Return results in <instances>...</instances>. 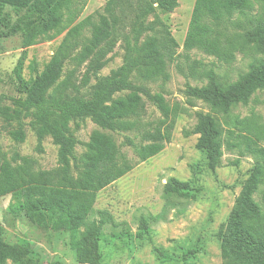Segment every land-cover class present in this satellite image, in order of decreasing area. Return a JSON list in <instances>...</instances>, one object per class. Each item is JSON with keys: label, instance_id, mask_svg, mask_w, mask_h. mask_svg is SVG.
<instances>
[{"label": "rangeland", "instance_id": "1", "mask_svg": "<svg viewBox=\"0 0 264 264\" xmlns=\"http://www.w3.org/2000/svg\"><path fill=\"white\" fill-rule=\"evenodd\" d=\"M106 2L88 0L80 13L64 5L59 10L62 16L60 25L44 33L38 31L44 21L35 5L31 9L15 10L0 4V104L13 108L10 97L24 96L18 90L19 73L30 79L34 75L32 65L41 72L55 56L65 58L62 79L74 70V80L80 82L85 67L78 64L77 57L88 43ZM195 2L179 0V6L173 12L159 10L157 15L150 16L149 22L160 20L170 28L180 45L178 52L181 57L163 67L144 68L133 75L136 84L146 86L152 93L162 94L171 107L178 108L175 119L172 116L167 119L155 104L145 98L147 111L142 117L131 119L137 123L133 130L111 132L90 119L70 124L79 141L75 150L78 156L85 152V143L91 135L99 131L114 141L124 158L134 163L132 170L97 193L93 205L96 210L109 211L118 223L105 226L106 240L100 241L102 264H178L157 257L148 239L137 235L140 217L157 216L164 208V218L151 222L152 237L158 246L177 255L182 253V246L192 247L195 256L191 264H231L221 254L216 233L228 221L242 191L243 181L250 177L251 170L258 164L262 166L263 173L253 198L264 214V90H257L247 105L234 106L229 113L213 110L204 101L185 94L188 84L206 85L210 72H214L220 85L225 87L245 74L251 64L264 61V51L257 44L245 41V33L253 21H264V0L254 1L253 9L243 15L235 14L231 22L220 27L219 38L226 54L218 57L194 49L187 59L182 54L185 53L184 41ZM124 53L119 42L109 54L100 75L108 76L120 67ZM229 54H232L230 59ZM94 83L93 78L90 86ZM87 89L90 90L89 87ZM198 112L211 113L222 131L223 155L221 165L214 173L207 168L205 156L196 147L199 135L193 129L198 121ZM29 120H24V142L15 141L4 128H0V156L5 154L13 159L19 155L29 162V173L24 175V189L56 185L61 175L58 146L48 137L43 142V150L39 151ZM171 123L172 141L146 161L139 162L133 148L124 143L125 136L139 142L144 131ZM18 162L24 163L22 159ZM73 175L79 176L77 172ZM172 177L191 181L200 187L196 199L166 195L163 185ZM23 199L15 193L0 197L2 239L18 248L16 254L20 257L18 262L9 259L6 264H85L79 261V248L73 245L69 229L34 224L23 214L10 210L12 204ZM123 230H127L129 235L121 238L111 236Z\"/></svg>", "mask_w": 264, "mask_h": 264}, {"label": "trees", "instance_id": "2", "mask_svg": "<svg viewBox=\"0 0 264 264\" xmlns=\"http://www.w3.org/2000/svg\"><path fill=\"white\" fill-rule=\"evenodd\" d=\"M254 1L257 0H196L182 57L188 59L194 49L218 57L226 54L219 38L220 27L231 22L235 14L243 15L253 9ZM87 2L0 0L1 5L15 10L31 9L35 5L44 21L39 33L60 25L62 16L59 10L64 5L80 13ZM178 6L179 0H107L88 43L77 57L78 64L85 67L80 82L74 80V70L62 79L65 58L55 56L41 72L32 65L34 75L30 79L19 73L18 90L24 96L10 97L13 108L0 104V128H4L15 141L24 142V120L30 119L28 124L37 138L39 151L43 150V142L48 137L58 146L61 170L56 185H37L27 190L22 186L24 175L30 170L29 162L19 155L9 159L3 154L0 156V197L11 193L22 196L23 200L9 208L34 224L69 229L73 245L79 248L81 263L102 264L100 241L106 240L105 226L118 223L109 211L96 210L93 205L97 193L132 170L134 163L124 158L114 141L99 131L91 135L85 143V152L78 156L75 150L79 141L70 124L90 119L111 132L133 130L137 123L131 119L140 118L147 111L145 98L167 119L176 118L178 108L171 107L162 94L152 93L146 86L136 84L133 75L144 68L163 67L181 57L180 45L170 28L160 20L149 22L150 16L157 15V11L173 12ZM245 41L257 44L264 51V21H253L245 33ZM119 42L125 51L123 64L108 76L100 75L109 54ZM93 78L95 83L90 86ZM260 89L264 90V61L251 64L245 74L225 87L220 85L216 74L210 72L206 85L188 84L185 94L204 101L213 110L229 113L234 106L247 105L251 95ZM197 118L193 129L199 135L196 147L205 156L207 168L214 173L220 167L223 155L222 131L211 113L198 112ZM172 129L171 123L146 130L139 142L125 136L124 143L132 147L139 162H143L159 154L172 141ZM19 159L24 163H19ZM73 172L79 176L75 177ZM262 173L259 164L251 170L250 177L242 183V191L228 221L216 233L221 254L231 264H264V214L253 198ZM163 191L166 195L196 199L201 188L191 181L172 177L163 185ZM165 211L166 208L157 216L142 215L137 235L147 238L155 255L164 261L191 264L195 256L192 247L182 246V253L177 255L158 246L152 237L151 222L164 218ZM89 216L92 218L88 220ZM81 227L83 231L79 233ZM127 235V230L111 234L114 238ZM18 250L3 241L0 224V264H6L9 259L18 262Z\"/></svg>", "mask_w": 264, "mask_h": 264}]
</instances>
